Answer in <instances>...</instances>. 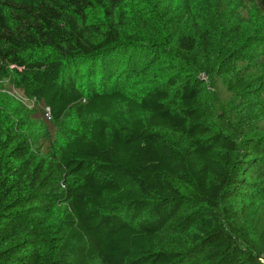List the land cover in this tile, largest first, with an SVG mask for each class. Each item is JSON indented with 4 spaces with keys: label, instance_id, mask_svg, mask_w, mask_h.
I'll use <instances>...</instances> for the list:
<instances>
[{
    "label": "trees",
    "instance_id": "1",
    "mask_svg": "<svg viewBox=\"0 0 264 264\" xmlns=\"http://www.w3.org/2000/svg\"><path fill=\"white\" fill-rule=\"evenodd\" d=\"M173 3L0 0V264H264L221 222L264 198V129L237 139L199 78L264 70L198 59L240 52L238 16L264 46V0Z\"/></svg>",
    "mask_w": 264,
    "mask_h": 264
},
{
    "label": "rangeland",
    "instance_id": "2",
    "mask_svg": "<svg viewBox=\"0 0 264 264\" xmlns=\"http://www.w3.org/2000/svg\"><path fill=\"white\" fill-rule=\"evenodd\" d=\"M185 0H174V5L179 10L180 15H186L189 11L198 4V0L188 1L186 5ZM226 3L225 15L228 18H232V11H239L241 7L240 0H224ZM200 11L199 6L194 10V14ZM246 16V15H245ZM209 20V19H208ZM232 23L240 24L239 32L244 33L243 36L238 38V44L241 45V50L236 55H228L220 64L216 63L214 56L208 57L205 53L198 51V59L200 62H208L214 64L213 70H216V79L225 81L226 84L236 79H241L237 75H233L239 66L245 63L256 73H260L264 70V46H259L257 40L251 37L244 38L247 35V30L253 28L254 17L249 16V22H245L243 18L238 16L236 19H232ZM209 22V21H208ZM218 43L220 41L218 40ZM219 45L213 44V49H216ZM228 49L222 50L226 52ZM241 58V61L236 60ZM199 78L204 81H208L209 98L218 110L223 109L229 121V128L234 132L233 135L239 139V135L248 133L254 134L264 129V91L261 90L262 84L264 83V75L260 77L252 76L251 83L249 82L245 87L237 83L233 90L228 92L227 96L225 90L220 89L221 87L213 90L209 84V77L207 74L201 73ZM130 89L138 94L144 92L148 88L146 81H140L135 84H128ZM261 90V91H260ZM12 94H16L14 90L7 91L6 94L0 93V101L10 100L12 103L14 97ZM232 94V95H231ZM232 97V98H231ZM231 100L228 102V99ZM69 121L65 122L61 127L65 128L70 126ZM231 201L225 202L222 207V225L225 228L228 235L234 240L244 243L247 246L260 252L264 256V198L260 197L257 202L244 203L241 207L240 203L230 205Z\"/></svg>",
    "mask_w": 264,
    "mask_h": 264
},
{
    "label": "built area",
    "instance_id": "3",
    "mask_svg": "<svg viewBox=\"0 0 264 264\" xmlns=\"http://www.w3.org/2000/svg\"><path fill=\"white\" fill-rule=\"evenodd\" d=\"M261 261L264 262V256H261Z\"/></svg>",
    "mask_w": 264,
    "mask_h": 264
}]
</instances>
